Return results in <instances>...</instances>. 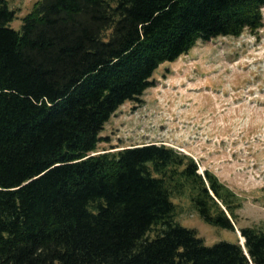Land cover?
<instances>
[{"label": "trees", "instance_id": "16d2710c", "mask_svg": "<svg viewBox=\"0 0 264 264\" xmlns=\"http://www.w3.org/2000/svg\"><path fill=\"white\" fill-rule=\"evenodd\" d=\"M264 0H0V264H264V229L207 244L180 201L234 231L242 197L194 157L143 142L99 149L155 68L198 41L253 33Z\"/></svg>", "mask_w": 264, "mask_h": 264}, {"label": "rangeland", "instance_id": "374dc122", "mask_svg": "<svg viewBox=\"0 0 264 264\" xmlns=\"http://www.w3.org/2000/svg\"><path fill=\"white\" fill-rule=\"evenodd\" d=\"M19 27L34 0H8ZM256 31L198 41L154 70L140 103L124 101L105 121L99 149L163 142L194 157L243 199L234 231L204 222L180 201L176 218L205 243L243 241L238 228L264 229V6Z\"/></svg>", "mask_w": 264, "mask_h": 264}, {"label": "bare ground", "instance_id": "6f19581e", "mask_svg": "<svg viewBox=\"0 0 264 264\" xmlns=\"http://www.w3.org/2000/svg\"><path fill=\"white\" fill-rule=\"evenodd\" d=\"M240 238L243 240V237L242 236H240Z\"/></svg>", "mask_w": 264, "mask_h": 264}, {"label": "water", "instance_id": "95a60500", "mask_svg": "<svg viewBox=\"0 0 264 264\" xmlns=\"http://www.w3.org/2000/svg\"><path fill=\"white\" fill-rule=\"evenodd\" d=\"M240 243H242V242L240 241Z\"/></svg>", "mask_w": 264, "mask_h": 264}]
</instances>
